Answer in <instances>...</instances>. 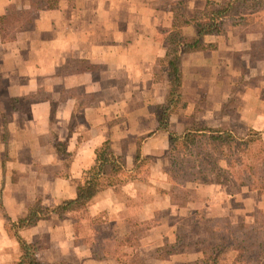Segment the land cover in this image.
I'll list each match as a JSON object with an SVG mask.
<instances>
[{
  "label": "crops",
  "instance_id": "crops-1",
  "mask_svg": "<svg viewBox=\"0 0 264 264\" xmlns=\"http://www.w3.org/2000/svg\"><path fill=\"white\" fill-rule=\"evenodd\" d=\"M209 1L227 0H0V264L21 255L18 237L9 235L13 222L34 204L76 198L101 149L125 165L109 169L84 210L18 229L43 264H130L136 254L135 264H188L202 256L199 245L168 259L157 252L197 212L250 221L255 209L264 211V194L230 192L217 181L196 183L198 197L179 202L165 164L145 178L136 162L171 151L173 135L195 126L196 106L209 129L217 127L229 75L263 38L264 20L256 18L205 35L204 50L181 52L183 100L160 129L158 107L171 91L167 53L178 30L197 37L191 19ZM133 219L147 224L136 244L129 242Z\"/></svg>",
  "mask_w": 264,
  "mask_h": 264
},
{
  "label": "rangeland",
  "instance_id": "rangeland-1",
  "mask_svg": "<svg viewBox=\"0 0 264 264\" xmlns=\"http://www.w3.org/2000/svg\"><path fill=\"white\" fill-rule=\"evenodd\" d=\"M256 18L259 19L260 24L264 20V0H247L245 4L236 7L230 13V15L225 18V20L223 21L221 32H224V30L234 22H244ZM261 26H263V24ZM257 27H259L258 24ZM235 68L237 69V73L229 75V79L232 78L230 80L233 82L231 94L222 105H219V114L217 115L218 119L214 121V124L217 125V127H211V129L220 131H232L234 135L239 138H247L249 134L255 135V133L257 132H263V134L261 135L262 138H259L260 136L257 137V140L254 141L250 150L247 152V156L254 157L257 155L258 150L264 149V35L260 41L254 44L253 49L248 55L245 56V58H238V64ZM177 104L174 105L169 114L168 125L170 124V117L174 113ZM211 106L213 105H204V108H207L208 110V107ZM195 109L196 111L194 114V118L197 119V122L194 124L195 126L190 129H201L199 126H206L203 129H209V127L207 126L208 122L201 119L203 116V109L198 106H196ZM183 134L178 136L173 135V148L171 149V151L163 154L161 158H157V156H148L141 158L139 155L136 157V162L139 164V166L142 167V170L146 174L145 178H147V175L151 176L153 165L158 164V161L163 163V165L165 164V169L168 173L170 181L172 182L171 192L174 193V196L178 198L179 202H185L187 199L198 197L193 187L196 183H203L195 182V178L199 179L201 177V179H208L207 183L213 181L218 182L216 176L211 175V161L204 157L202 154L211 153L212 157H214L215 162H218L220 165H225L226 163L223 157L226 153H230L227 145H222L219 143L212 144L210 141H208V136L203 137L204 141L200 143L201 146L196 148L186 147L183 142ZM239 142L240 139H237L235 145H238ZM241 148L244 149L245 146H241ZM106 151L110 152L109 150ZM196 151L202 154L198 157L195 155ZM123 162L124 160L119 156L118 158H114L113 162L108 163L110 164V167L107 166L106 168H104L101 174L97 176L98 182L97 180L96 182L98 183V185L100 187L104 186L107 183L105 180L107 179L108 181V177L105 176V174L109 172V169L111 167L114 170H120L122 165H125V163ZM198 171H201L203 175H198ZM101 179L103 180L101 181ZM221 184H227L230 192H235L242 188H247L257 192L256 190L251 189L248 186L238 185L235 187L232 183ZM237 204L238 207H241V204ZM81 215H86V213H81ZM202 216L206 215L204 213L197 212L192 223L188 227L184 226L186 228H190V230L187 232L180 230V238H182V240L199 242L198 244L194 245H199V247L202 249V256L189 261L188 264H200L199 260L203 257L204 242H206L207 244H217L220 242L219 238H212L211 232H207L203 229V220L200 221L199 228H193L195 221H199ZM239 217L223 216L222 219V217L220 218L219 216H209V218L213 220V222L209 223V226L212 228L215 227L214 223L216 221H218L217 223L220 226L224 227V229L225 224L228 222L235 227L241 223L254 225L256 217H259L260 222H264V211L262 209H255L251 213L252 219L250 221H244L246 217L244 219H240ZM99 219H94L91 223L93 225L99 224L102 221L101 218ZM134 220L135 219H133V222H135V225L137 226V231L133 234L132 238H129V242L136 244L138 238L141 235L140 233L143 231L144 226H146L147 224L140 225L137 220ZM87 222L89 223L88 220ZM7 226H9V224H7ZM16 230L11 227V230H9V235L13 237L15 233L18 232V230ZM262 230H264V227L262 228ZM235 244V247H228L223 251L219 258L218 264H234L237 256L243 250L244 264H264V249L262 248L264 243L261 238H251L248 244L244 245L242 249L240 246V241H236ZM239 246L240 249L238 248ZM186 247L187 246L179 247L177 252L179 250H184V248ZM122 255L123 254H121V256ZM125 255L128 254L126 253ZM139 258L140 257H138L136 254L131 257L130 260L129 257H127V262H129L130 264H135V262L139 261ZM17 261H14L13 264H16Z\"/></svg>",
  "mask_w": 264,
  "mask_h": 264
},
{
  "label": "trees",
  "instance_id": "trees-1",
  "mask_svg": "<svg viewBox=\"0 0 264 264\" xmlns=\"http://www.w3.org/2000/svg\"><path fill=\"white\" fill-rule=\"evenodd\" d=\"M247 0H227L225 2H208L204 10H198L193 16L198 35L195 38L186 39L180 37L181 31H177L178 40L172 42L171 47L167 53V63L169 66V82L171 84V91L165 104L159 106V128L162 130L168 129L169 114L179 101L183 99L182 95V73L181 66V52H195L206 49L209 45L204 41V36L207 34L221 33L222 25L225 18L238 6L245 4ZM188 22V21H185ZM182 24H179L181 26ZM263 132H257L255 135H250L247 138H239L234 135L232 131H220L214 129H189L183 134V142L186 147H199L203 137L208 136V141L227 145L230 153H226L223 159L225 165H220L214 161L211 153L202 154L195 152L196 156L201 154L211 161V175H215L219 183H232L236 186H248L257 191L259 195L264 194V149L258 150L254 157L247 156L257 137L262 138ZM240 139L238 145L236 140ZM245 146L244 149L241 146ZM99 166L93 170L91 177L83 187L78 190L77 197L74 199L64 200L55 207L49 208L40 204L32 205L25 216L21 217L17 222H13V229H22L34 225L38 220L47 218L51 214L62 215L64 213L79 211L86 208L87 204L100 190V186L96 182L97 176L101 174L103 166L107 163L113 162L114 158L119 156L107 152L105 149L99 150L97 153ZM198 175H203L201 171ZM195 182L207 183L208 179L201 177L194 179ZM223 219V216H221ZM220 217V218H221ZM203 220V229L211 232L212 238H219L220 242L217 244L203 243V257L199 260L200 264H218L219 258L223 251L228 247H235L236 241H240L241 249L247 245L251 238H261L264 243V222H260L259 217L255 218L254 225L241 223L238 226H233L229 222L224 227L220 226L216 221L215 227H210L209 223L213 220L209 217L202 216L199 221H195L193 228H199L200 221ZM150 227V226H148ZM16 230V231H17ZM180 230L185 232L190 228L180 226L178 228L175 242H166L163 247L158 250V257L168 259L175 253L179 247L190 246L198 244L199 242L184 241L180 238ZM199 233V232H198ZM18 237L21 255L16 264H43L37 257V247L35 244L28 242L21 237L18 232L15 233ZM193 240V239H192ZM240 246L238 247L240 249ZM264 249V244L262 246ZM244 251V250H243ZM243 251L237 256L234 264H244ZM264 257V256H263Z\"/></svg>",
  "mask_w": 264,
  "mask_h": 264
}]
</instances>
